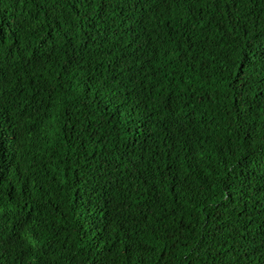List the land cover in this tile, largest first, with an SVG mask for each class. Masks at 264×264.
Returning <instances> with one entry per match:
<instances>
[{"label": "trees", "instance_id": "trees-1", "mask_svg": "<svg viewBox=\"0 0 264 264\" xmlns=\"http://www.w3.org/2000/svg\"><path fill=\"white\" fill-rule=\"evenodd\" d=\"M0 264H264V0H0Z\"/></svg>", "mask_w": 264, "mask_h": 264}]
</instances>
